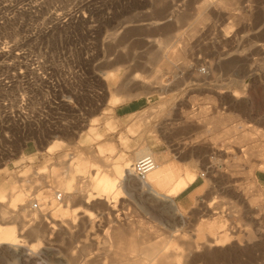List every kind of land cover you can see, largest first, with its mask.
I'll return each mask as SVG.
<instances>
[{
	"label": "rangeland",
	"instance_id": "obj_1",
	"mask_svg": "<svg viewBox=\"0 0 264 264\" xmlns=\"http://www.w3.org/2000/svg\"><path fill=\"white\" fill-rule=\"evenodd\" d=\"M224 1L0 0V75L10 65L18 69L15 52L27 49L58 80L61 99L59 133L46 131L39 141L36 132L31 137L38 145L18 141L11 154L0 149V194L27 188L33 201L45 193L54 204H45L47 215L26 231L22 217L8 209L14 219L9 215L0 224L24 232L21 241L37 254L0 252V264L141 263L147 249L166 241L177 249L180 264H264V200L246 213L250 206L243 199L258 195L250 184L264 171V0ZM135 76L149 86L132 84ZM38 83L34 77L33 93ZM110 89L119 95L115 105ZM133 100L142 110L117 117L116 106ZM3 101L1 90L0 114ZM88 104L97 111H86ZM109 146L114 151L101 156L100 148ZM144 146L156 163L174 167L176 178L186 171L200 178L205 191L184 221L134 177L122 180L115 196L96 189L94 173L112 174L114 165L132 168ZM79 157L87 164L82 173L74 167ZM20 177L29 181L19 183ZM56 177L68 179L72 199L57 201L52 188L47 191ZM213 225L218 237L231 235L224 248L200 245Z\"/></svg>",
	"mask_w": 264,
	"mask_h": 264
},
{
	"label": "bare ground",
	"instance_id": "obj_2",
	"mask_svg": "<svg viewBox=\"0 0 264 264\" xmlns=\"http://www.w3.org/2000/svg\"><path fill=\"white\" fill-rule=\"evenodd\" d=\"M207 2H209L210 0H206ZM224 1V0H223ZM231 1H237V0H231ZM53 3V2H52ZM225 3V1H224ZM223 4V2L221 3V5ZM233 4V3H232ZM234 5V4H233ZM43 7V6H42ZM222 7V6H221ZM225 9V8H224ZM223 9V10H224ZM226 10V9H225ZM61 14V13H60ZM206 14V13H204ZM207 15V14H206ZM205 15V16H206ZM200 21V19H199ZM205 21V20H204ZM2 23V22H1ZM199 23V22H198ZM226 36V35H225ZM224 36V37H225ZM229 37V36H228ZM236 40V39H235ZM229 42V41H228ZM187 44V43H186ZM17 46V45H16ZM185 47V46H184ZM6 49V48H5ZM186 49V48H185ZM186 52V51H185ZM183 53V52H182ZM3 56V55H2ZM121 59V58H120ZM123 60V59H122ZM172 60V59H171ZM180 60V59H179ZM111 61V60H110ZM172 62V61H171ZM172 68V67H170ZM169 68V69H170ZM168 69V68H167ZM168 69V71H169ZM114 78V77H113ZM136 78V76H135ZM139 78V77H137ZM138 80V79H137ZM136 80V81H137ZM141 80V79H140ZM133 83H137L135 82V79L133 78ZM141 82V81H138V83ZM137 83V84H138ZM143 84H146V82H142V86H144ZM151 84V83H150ZM158 84V83H157ZM160 84V83H159ZM140 86V83L138 84ZM135 86H137L135 84ZM149 86V85H147ZM151 87V86H150ZM141 88V87H140ZM144 88V87H143ZM131 89V88H130ZM116 96V94H115ZM111 103V102H110ZM115 103V102H114ZM244 137V136H243ZM239 138V137H238ZM243 139V138H242ZM242 141H245V140H242ZM240 143V142H239ZM261 149V148H260ZM263 149V147H262ZM253 150V148H252ZM255 150V149H254ZM254 150L252 151V153L254 152ZM259 152V151H258ZM260 156L263 158L264 157V151H260ZM255 154V153H254ZM253 155V154H252ZM257 155V154H255ZM260 156L258 155L257 157L260 158ZM146 157H151L154 161V157H153V154L151 152H144V154L141 155L140 157V160H142L143 158H146ZM138 160V161H140ZM263 160V159H262ZM156 163V162H155ZM262 163V162H261ZM68 168V167H67ZM255 168V167H254ZM254 168L250 170V174L252 175L253 172H254ZM68 171V169H67ZM74 172V170H71V168H69V172ZM68 172V173H69ZM80 172V171H79ZM67 173V172H66ZM82 173V172H81ZM116 176H113L111 174H105L102 176H98L97 177V174L95 175L96 176V189L100 190L101 192L103 193H106V194H110V195H114L117 193V190L120 188V184H121V181L123 179L125 180H128V181H131L133 180V177L136 178L139 182H138V185L139 187L145 191H147L148 193L152 194V196H154L155 198H160L162 197V193H163V190H164V185H165V180L168 178V173L166 171H163L161 170L157 164L154 168V170L152 172H150L147 177L145 179H139L137 177H135V175L133 174V171H132V168L128 169V171H126L123 175V178L120 179L118 175L121 174V172H116ZM36 174V172H35ZM99 174V173H98ZM37 175H40L37 174ZM72 175V174H71ZM115 175V174H114ZM43 176H45V174H43ZM58 176V175H57ZM67 176L69 177L70 175L67 174ZM39 177V176H38ZM22 178V177H21ZM24 178V177H23ZM57 178V177H56ZM67 178V177H66ZM39 179L41 180H44L46 181V178H43L39 177ZM196 179V176L195 175H192V174H187L185 178H179V181L178 183L176 184V186L170 191L168 192L169 195H175L177 194L179 191L183 190L189 183L193 182L194 180ZM20 180V179H19ZM26 179H24L25 181ZM135 180V179H134ZM27 181V180H26ZM29 181V180H28ZM27 181V182H28ZM13 183V182H12ZM23 183V182H22ZM72 183V182H71ZM176 183V182H175ZM11 184V183H10ZM56 186H50L48 185V189L47 191L50 189L49 187L52 188L53 190V193H54V196H55V200H57V197L59 194L63 193V195L61 194L62 198H61V201L63 200V198L65 197V200L66 199H72V195L74 194L75 195V191L73 190L71 184L69 183L68 179H64V178H57L55 179V184ZM89 185V184H87ZM174 185V184H173ZM251 187H254V189L256 188V191H258V195L255 197L254 196L253 198L249 199L248 197H245V195H243V199L245 201H247L251 207H253L259 200L261 202V200L263 199L264 200V197H263V194L260 193L259 191V188H258V185H257V182L255 179L252 180V183L250 184ZM90 186V185H89ZM77 188V186H76ZM88 188V186L86 187ZM95 188V186H94ZM172 188V187H171ZM170 188V189H171ZM27 189V188H26ZM26 189H19V190H15L13 191L10 195H6V196H3L1 195L0 196V223H2L4 225V223H7L9 221V215H10V212L8 211V209L12 210V211H16L17 214H19L21 217H22V220L24 223L23 225H21V230L23 231H26L28 230L29 228H32L33 226H35L36 223H39L41 221V218L39 216H41L40 214L42 215H47V210L45 208L46 205L50 207L54 206V204L52 202H48L47 201V198H50L49 196L45 195V193L42 194V196H40V198L38 199L39 203L43 206L42 208V213H37V212H34L30 209V204L31 202H33L32 198H31V195H29V193L27 192ZM57 189H60V190H57ZM93 189V188H92ZM91 189V190H92ZM253 189V188H251ZM253 189V191H254ZM258 189V190H257ZM34 190V193H39L40 191V187L38 186H35V188L33 189ZM32 190V192H33ZM76 190V189H75ZM78 190V188H77ZM83 190V188H82ZM245 190V189H244ZM248 190V189H247ZM80 191V190H79ZM246 191V190H245ZM46 192V191H45ZM78 193V191H76ZM76 193V194H77ZM245 193V192H244ZM247 193V192H246ZM245 193V194H246ZM252 193V192H251ZM243 194V193H242ZM249 194H250V191H249ZM49 195H52V193H50ZM78 195V194H77ZM81 195V194H80ZM64 196V197H63ZM106 195H103V197H105ZM247 196V195H246ZM249 196V195H248ZM8 197V198H7ZM7 198L8 201H5ZM78 198V196H77ZM76 198V199H77ZM82 198V197H80ZM79 198V199H80ZM88 198V197H87ZM74 199V197H73ZM102 199V198H101ZM162 199V198H161ZM102 200H105L106 203H108V200L107 198H103ZM168 200V199H167ZM47 201V202H46ZM58 201V200H57ZM77 202V200H76ZM86 202H89L90 201L86 199ZM170 207L176 212V214H178V210L174 204V202L172 200H170ZM104 203V202H103ZM46 204V205H45ZM168 204V203H167ZM51 205V206H50ZM84 205V204H83ZM29 207V209H27L26 207ZM56 207H58V210L60 212H62V205L61 203H59V205H57ZM55 207V208H56ZM106 207H107V204H106ZM108 208V207H107ZM254 208V207H253ZM52 209V208H51ZM110 209V208H108ZM231 209V207H230ZM53 210H54V207H53ZM232 211V210H231ZM12 214V213H11ZM63 214V213H62ZM175 214V215H176ZM45 215V216H46ZM179 215V214H178ZM11 217H13V215H10ZM59 216V215H58ZM63 216V215H62ZM44 217V216H43ZM29 218V219H28ZM14 219V217L12 218ZM11 219V220H12ZM45 219V218H43ZM8 220V221H7ZM47 220V219H46ZM39 221V222H38ZM184 221V220H183ZM49 222V221H48ZM11 223V222H10ZM0 224V252H10V253H19V256L20 257H33V256H36V251L35 249H27L26 245L21 241L22 237V233H18L19 235H17V232L13 229H5L4 226ZM28 224V226H27ZM39 227V226H38ZM55 227H57L56 225H52L50 227H48V229L52 228V229H55ZM123 229V228H122ZM114 230V229H113ZM119 231V230H118ZM121 231V230H120ZM35 232V233H34ZM33 233L34 234H37V230H35ZM112 233L114 231H111ZM109 231V233H111ZM130 232V231H129ZM51 233L53 234V230L51 231ZM115 233V232H114ZM117 233V231H116ZM115 233V234H116ZM132 233V231H131ZM150 233V232H149ZM120 235H122L124 237V234H121V233H118ZM116 235V236H120V235ZM108 231H106V234L105 236H108ZM111 235V234H110ZM207 236V235H206ZM110 237V236H108ZM112 237V236H111ZM208 237V236H207ZM107 238V237H106ZM114 238V237H113ZM109 239V238H108ZM116 239V237H115ZM152 239V238H151ZM208 239V238H207ZM217 239V238H216ZM117 240V239H116ZM119 240V239H118ZM209 241V240H208ZM116 242V241H115ZM220 241H216V243H219ZM114 243V242H113ZM122 243V242H121ZM213 243V242H212ZM117 244V243H116ZM119 244V243H118ZM143 244V243H142ZM188 244V243H186ZM194 244V242H193ZM228 244V243H227ZM133 245V244H132ZM137 245V244H135ZM140 245V244H139ZM191 245V244H189ZM202 245V244H200ZM205 245V244H203ZM213 245V244H212ZM111 246V245H110ZM115 246V245H114ZM141 246V245H140ZM194 246V245H193ZM206 246V245H205ZM208 246V245H207ZM206 246V247H207ZM227 246V245H226ZM121 247V246H120ZM123 247V246H122ZM187 247V246H185ZM184 247V248H185ZM189 247V246H188ZM187 247V248H188ZM183 248V247H182ZM187 248L185 250V252L187 251ZM195 247L192 248V250L194 249ZM203 248V247H202ZM208 248V247H207ZM210 248V247H209ZM212 248V247H211ZM224 248V247H223ZM200 248H195V252H198ZM108 250V249H107ZM132 250V249H131ZM137 250V249H136ZM135 250V252H136ZM177 249H175L171 243V241H166V242H160L158 243L157 245H154L152 246V248H150L149 250L147 249L146 252H145V255H146V258L145 260H142L141 263L139 262L140 260H138V258L136 260L137 261H134L133 259V264L135 263H138V264H180V261L177 260L178 258H180L179 254L177 253L176 251ZM211 250V249H210ZM116 251V250H115ZM118 251V250H117ZM133 251V250H132ZM131 251V252H132ZM191 251V250H190ZM108 252V251H107ZM70 253V252H69ZM113 253V252H112ZM116 253V252H115ZM143 253V252H142ZM5 254V253H4ZM109 254V253H108ZM131 254V253H130ZM190 254V253H187V255ZM196 254V253H195ZM194 254V256H195ZM120 255V254H119ZM135 255V254H134ZM186 255V256H187ZM117 256V255H116ZM115 256V257H116ZM138 256V255H137ZM126 257V256H125ZM193 257V256H192ZM186 258V257H185ZM76 259V258H75ZM123 259V258H122ZM125 259V258H124ZM123 259V260H124ZM131 258H128V261H130ZM187 259V258H186ZM27 260V259H26ZM102 260V259H101ZM116 260V259H115ZM121 261V259H119ZM118 259L116 260V262L119 261ZM122 260V261H123ZM127 261V262H128ZM187 261V260H186ZM77 262V261H76ZM125 262V261H123ZM122 262V264H123ZM132 262V260H131ZM135 262V263H134ZM182 262V261H181ZM90 263V262H89ZM121 263V262H120ZM119 263V264H120ZM128 264V263H127ZM132 264V263H130Z\"/></svg>",
	"mask_w": 264,
	"mask_h": 264
},
{
	"label": "built area",
	"instance_id": "obj_3",
	"mask_svg": "<svg viewBox=\"0 0 264 264\" xmlns=\"http://www.w3.org/2000/svg\"><path fill=\"white\" fill-rule=\"evenodd\" d=\"M15 54L20 60L18 69L15 68L16 65H10L8 72L0 75L2 86L0 91L5 93V101L2 103L5 110L0 114V117L4 118L0 125V149H4L9 154L17 147L18 141L29 140L28 142L38 145L37 140L31 137L36 132L39 141L48 137L46 131H50L53 135L59 133L58 123L61 114V99L57 94L60 92V84L52 72L39 59L29 57L27 49H20ZM32 59L34 63L30 62ZM33 76L39 82L34 93L29 89ZM17 82L20 84V90L15 94L14 86ZM13 92L14 94L10 95ZM32 101L36 104L33 109ZM41 129L43 133L40 135ZM21 145L23 147L22 143ZM0 161H2L1 157ZM155 166V161L151 157H146L136 162L132 166V171L135 177L145 179ZM61 198L59 194L57 200L61 201ZM42 208L39 201L30 204V209L34 212L42 213Z\"/></svg>",
	"mask_w": 264,
	"mask_h": 264
},
{
	"label": "crops",
	"instance_id": "obj_4",
	"mask_svg": "<svg viewBox=\"0 0 264 264\" xmlns=\"http://www.w3.org/2000/svg\"><path fill=\"white\" fill-rule=\"evenodd\" d=\"M170 20H172V19H170ZM190 69H192V67H190ZM206 69L207 68H205V67L204 68L203 67L200 68V70H206ZM108 76L113 81H115L117 79V76L114 73L110 72ZM137 77L138 76H136V78L134 77V79H135V82L138 83V81H141V80L139 78H137ZM133 82L134 81L132 79L131 83L137 85V83H133ZM142 82L143 81L139 82L140 83L139 87H142V88L144 87L143 89H145L147 87V84H143L144 86H142ZM108 90H109V88H108ZM110 92L112 93L111 98H110V102H111V104L115 105L116 103H118V96L119 95H118L117 92L112 91L111 89H110ZM115 94H116V96H115ZM136 97H134V98H136ZM85 102L89 103L88 100H86ZM108 103H109V99H108ZM142 108L143 107L141 106V102L139 100H133V101H129V102L117 105L115 111L117 113V117L125 118V117H128L131 114H135V113L140 112L142 110ZM85 110L91 113L92 111H97V108L92 109L91 105L88 104V105L85 106ZM101 112H102V108L100 109V113ZM69 127L71 128V131L74 128L73 125H70ZM106 149L110 150L112 152L114 151V147L113 146H109L108 148H104V147L100 148V155L101 156L104 155V152L106 151ZM144 152H151L153 154L155 162L158 161L155 153L150 148H148L147 146L142 147L141 150L139 151V153H138L139 160H140L141 155L144 154ZM156 164L161 170L166 171L168 173V175H169L168 178L165 180V185H164V190H163V193H162V197L156 198V199L166 203L167 208H169L171 210V212L173 213V215H175L176 212L170 207V203H171L170 200H172L174 202V204H175V206H176V208L178 210V214H179V215L176 214L175 216L180 217V219L183 221V220H185V214L184 213L190 211L193 208L194 201H196L198 197L202 196L203 192L205 191V188H204V186H202L200 178L196 177V179L193 182L189 183L183 190L179 191L175 195H169L168 192H170L176 186V184L179 181V178H185L188 173L192 174V175H195V174L191 173L190 171H186L184 173V175H180L179 177L176 178V170L174 169V167H172L169 164H165V163H161L160 164V163L157 162ZM68 167H69V165H68ZM74 167L78 168V171H80V173H81V172H84V169L87 167V164H85L83 162L82 157H79L77 159ZM127 170H128L127 167L122 169L119 166L114 165L113 166V173L111 175L116 176V174H117L116 172L119 171L121 173H125ZM96 174L98 176H102L103 173H99V174L97 172L94 173V179L96 177L95 176ZM103 175H105V174H103ZM255 180L257 182L258 187L262 188V190L264 191V171H262V170L257 171L256 174H255ZM17 181L20 183V182H23L24 180H23V178L20 177V178H18ZM95 182L96 181H94V183ZM123 182H130V181L123 179ZM137 182H139V181L137 180ZM10 183H12V182H10ZM4 187H5V185L2 186V188H4ZM4 191H5V189H3V191L1 193H3ZM145 192L152 196V194L148 193L147 191H145ZM0 196H1V194H0ZM152 197H154V196H152ZM252 209H253L252 207L251 208L250 207L247 208L246 209V213H250ZM231 229H230V231H231ZM198 231H201V229H199ZM206 235L208 236V237L206 236V239H205L207 243H202V246H205V245L207 246L208 245V246L213 247L214 249H220V248H223L226 245H228L229 242H230L229 240H230V236H231V235L230 236L227 235V236H225V238L218 237L217 229H216L215 225L210 227V229L208 231V234H206ZM216 241H220V242L216 243ZM203 244H205V245H203Z\"/></svg>",
	"mask_w": 264,
	"mask_h": 264
}]
</instances>
